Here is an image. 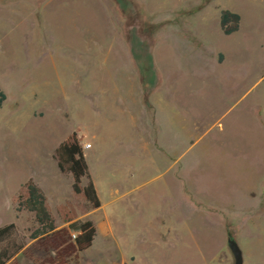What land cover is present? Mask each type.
<instances>
[{"label": "rangeland", "instance_id": "obj_1", "mask_svg": "<svg viewBox=\"0 0 264 264\" xmlns=\"http://www.w3.org/2000/svg\"><path fill=\"white\" fill-rule=\"evenodd\" d=\"M222 10L240 18L228 36ZM0 89L16 264L46 256L12 201L29 179L57 228L63 204L96 226L69 264H233L228 233L243 264H264V0H0ZM72 132L95 210L52 158Z\"/></svg>", "mask_w": 264, "mask_h": 264}, {"label": "trees", "instance_id": "obj_2", "mask_svg": "<svg viewBox=\"0 0 264 264\" xmlns=\"http://www.w3.org/2000/svg\"><path fill=\"white\" fill-rule=\"evenodd\" d=\"M239 15L229 10L220 13L219 26L226 36L236 32L239 27ZM6 99L0 89V110ZM60 173L69 175L72 180L73 196L84 200L91 210L100 207L83 148L76 132L69 134L54 150L52 155ZM82 179L86 184L82 185ZM24 194L12 198L16 201L15 211H26L33 215L35 228L28 238L31 244L42 249L45 257L32 260L31 264H69L72 256L84 252L92 246L96 229L92 221H72L73 213L68 211L69 204L58 205L57 213L66 227L57 228L54 223L47 199L41 188L29 179L23 185ZM74 235V236H72ZM27 249L24 239L17 238L16 226L9 223L0 227V264H16V256Z\"/></svg>", "mask_w": 264, "mask_h": 264}, {"label": "water", "instance_id": "obj_3", "mask_svg": "<svg viewBox=\"0 0 264 264\" xmlns=\"http://www.w3.org/2000/svg\"><path fill=\"white\" fill-rule=\"evenodd\" d=\"M227 246L233 257V264H243L241 250L229 233L227 234Z\"/></svg>", "mask_w": 264, "mask_h": 264}, {"label": "crops", "instance_id": "obj_4", "mask_svg": "<svg viewBox=\"0 0 264 264\" xmlns=\"http://www.w3.org/2000/svg\"><path fill=\"white\" fill-rule=\"evenodd\" d=\"M83 148V147H82ZM83 154H84V157H85V160H86V156H85V153H84V149H83ZM87 162V161H86ZM89 169V168H88ZM93 180V179H92ZM94 183V181H93ZM94 186H95V183H94ZM95 189H96V186H95ZM97 192V191H96ZM97 195H98V192H97ZM93 223V222H92ZM94 224V223H93ZM95 226V224H94ZM95 229H96V226H95ZM96 232H97V229H96ZM97 234V233H96ZM96 236V235H95ZM94 241V240H93ZM88 250V249H87ZM86 251V250H85ZM133 258L129 260V262H132ZM114 264H117V263H114ZM120 264H129V263H126L125 261H123L122 263Z\"/></svg>", "mask_w": 264, "mask_h": 264}]
</instances>
